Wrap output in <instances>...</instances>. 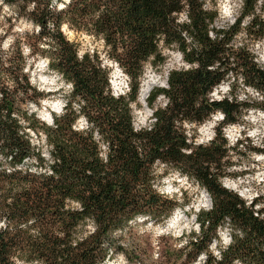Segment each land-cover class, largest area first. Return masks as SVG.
<instances>
[{
	"label": "trees",
	"instance_id": "1",
	"mask_svg": "<svg viewBox=\"0 0 264 264\" xmlns=\"http://www.w3.org/2000/svg\"><path fill=\"white\" fill-rule=\"evenodd\" d=\"M42 2L44 7L38 9V13L30 14L43 27L42 33L36 36L38 42L44 36L51 35L46 28L49 19H54L59 25L68 16L81 29L91 24L89 34L103 36L108 57L122 68L129 78V85L127 91L114 94L109 71L102 64L99 54L96 51L85 52L81 62L75 56L77 46L68 43L60 33L55 34L61 49L55 54L60 57V63L53 67L59 68L68 79L76 82L75 93L87 101L85 111L99 126L102 140L98 142L91 136L73 132L70 114L51 136L56 145L53 155L60 160V163L53 165L54 176L0 172V215H6L16 224L35 217L36 227L40 231L36 240H29L22 231L0 232V264H7L9 252L22 244L44 259L45 264H97L99 249L95 245L98 239L103 240L110 235L114 225L123 224L134 212L160 215L167 210L168 202H163L150 187L151 162L157 157L181 164L212 191L216 208L211 214H202V220H211L214 228L225 215H230L234 223L248 232V239L226 253L222 264H230L231 256L254 255L257 245L264 244V220L240 207L238 197L220 187L218 180L226 174L225 163H231L221 162L226 154L222 146L224 141L218 137L220 144H214L211 148L201 147L192 156L184 157L179 148L188 145L174 127V121L181 117L203 120L214 107L228 113L229 121H235L241 114L240 106L226 100L214 102L213 105L203 101L200 108L194 107V101L223 77L220 72L207 71V66L216 60L227 68L230 66V56L237 55V65L245 68L247 83L264 88V71L258 70L245 53L237 54L227 47L233 43L238 24L224 35L223 40L213 42L206 33L208 23L215 14L203 13L198 0H189L195 29L192 34L204 48L198 54L195 50L186 53L184 59L189 62L198 60L201 66L195 71H173L169 78L170 89L155 87L149 92L145 99L148 107L156 104V97L160 93L170 97L172 104L167 110L155 113L159 120L154 131L135 133L132 129L133 109L129 104L139 106L137 100L144 65L147 62L160 65L165 61L162 49L156 48L157 34L167 33L166 44L177 40L180 41L181 50L185 49V43L176 31L174 18L170 17L171 11L183 7L179 0H73L67 12L60 14L47 8V0ZM98 12L100 15L96 17ZM183 27L188 28L187 25ZM260 32L264 33V24H261ZM108 45L111 47L108 48ZM153 53L156 59L148 60ZM3 71L12 73L19 89L27 90L28 85L19 84L23 74L12 72V69L0 68V85H4ZM0 91L5 96L4 101L0 102V111L6 110L8 114V119H0V140L3 141L0 155L7 156L18 150L14 159L19 162L30 152L31 143L18 134L19 125L11 117L12 112L19 110L15 99L17 90L10 92L4 85ZM20 102L23 103V98H20ZM101 143L108 144L107 161L101 156ZM212 162L217 165L215 173L208 166ZM70 200L82 202L86 210L84 214L94 215L107 231L98 238L72 245L70 239L80 224L82 214L66 207ZM60 229L65 230L67 238L56 235ZM208 239L205 235L195 246L197 250L203 248ZM209 264H212L211 260ZM257 264H264V256L259 258Z\"/></svg>",
	"mask_w": 264,
	"mask_h": 264
},
{
	"label": "clouds",
	"instance_id": "2",
	"mask_svg": "<svg viewBox=\"0 0 264 264\" xmlns=\"http://www.w3.org/2000/svg\"><path fill=\"white\" fill-rule=\"evenodd\" d=\"M179 3L183 7L171 11L170 17L174 18L176 31L184 41L185 49L181 50L180 41L177 40L166 44L165 32L157 34L155 41L157 49L171 51L172 56V61L166 65L167 71L154 81L163 89H170L169 78L173 71H195L201 66L198 60L189 62L184 59L186 53L194 50L198 54L204 45L192 34L195 29L189 0H179ZM198 3L203 13L215 14L208 23L207 37L213 42L223 40L224 35L238 24V30L233 34L234 42L227 47L233 49L234 53H245L258 70L264 71V33L260 32L261 24H264V0H198ZM72 4L73 0H47V8L56 14L66 13ZM43 7L42 0H0V68L22 73L19 84L28 85L26 91L19 89L12 73L2 72L8 91L17 90L15 99L19 110L12 112L11 117L19 125L18 134L31 143L30 152L19 162L14 159L18 150L0 156L4 160L0 172L54 176L53 165L60 163V160L53 155L56 145L51 136L70 114L73 132L91 136L98 142L102 140L99 126L85 111L87 101L75 93L76 82L68 79L59 68L53 67L60 63V57L55 54L61 49L55 34L60 33L72 44L76 43V37L81 33H89L92 25L78 28L68 16L59 25L54 19H49L46 28L51 35L44 36L38 42V47L43 51H36L30 38L39 36L43 27L30 14L38 13V9ZM99 15V12L96 13V17ZM184 25L188 28H184ZM92 39H97V36ZM99 42L103 45L102 35ZM75 56L81 62L85 58V52L79 50L78 45ZM155 59V53L148 56L150 61ZM237 59V55H231L227 68L221 65L220 60L208 65L207 71L220 72L223 77L194 101L195 108H200L203 101L213 105L214 102L226 100L238 105L242 112L235 121H229L228 113L222 108L214 107L203 120L181 117L174 121V127L188 145L179 148L184 157L192 156L201 147L211 148L214 144H220L218 137L222 138L226 154L221 162L231 163H225L226 175L219 177L220 187L235 194L240 207L264 220V88L247 83L245 68L238 67ZM108 62L105 60V63ZM20 98H23V103ZM4 99V92L0 91V102ZM156 100L158 103L148 108L145 98H140L139 104L144 105V109L142 113L137 112L133 121L135 133L154 131L159 120L155 113L167 110L172 104L171 98L164 93H160ZM129 107L136 110L137 104L130 103ZM0 119H8L6 110L0 111ZM0 144H3L2 140ZM100 147L103 149L101 156L107 161L108 144L101 143ZM208 166L213 173L217 171L215 162ZM149 175L152 177L151 190L163 202H168L167 210L160 215L134 212L123 224L114 225L110 235L103 240L98 239L95 245L99 249L97 264H132L134 236L151 238L150 264H159L163 258L162 250L168 249L178 254L175 264H209L210 260L212 264H222L226 253L248 239V232L234 223L230 215H225L214 228L211 220L201 219L202 214H211L215 210L214 195L206 184L181 164L157 157L151 162ZM66 207L82 214L80 224L70 239L72 245L98 238L107 231L94 215L84 214L86 210L82 202L70 200ZM5 231H22L29 240H36L40 236L35 217L16 224L6 215H0V232ZM56 235L67 238L63 229L56 231ZM205 235L209 239L203 248L197 250L195 246ZM136 243H139V239ZM18 249L9 252L7 264H45L44 259L31 253L23 244ZM261 256H264V244L257 245L254 255H235L229 259L230 264H257Z\"/></svg>",
	"mask_w": 264,
	"mask_h": 264
},
{
	"label": "rangeland",
	"instance_id": "3",
	"mask_svg": "<svg viewBox=\"0 0 264 264\" xmlns=\"http://www.w3.org/2000/svg\"><path fill=\"white\" fill-rule=\"evenodd\" d=\"M93 36L94 35L89 34V33H81L79 36L76 37V43L74 44L76 46L77 45L79 46V50H82L84 52H89V53L96 51L99 54L102 64L109 71L110 86L114 94H119V93H123L127 91L125 82H127V87H128L129 85L128 76L125 74L122 68L113 59L108 57V54L106 52L107 49L105 48L104 43L103 45L100 44L99 37L93 40L92 39ZM30 42L33 44L36 51H40L36 36L31 37ZM162 53L165 56V61L163 64L154 65L152 62H147L144 65V72L141 77L140 88L142 87V84L146 80L150 79V81L152 82V85L150 86L147 96L149 95V92L153 88L159 87L158 84L154 83V81H156L158 76L162 77L163 73L167 71V67H166L167 63L172 61L171 51L165 52L164 50H162ZM105 60H108L109 62L105 63ZM137 101L139 104V100ZM156 103H158L157 100H156ZM143 109H144V105H141V104H139V106L137 105V109L133 110V121L137 117V112L142 113ZM1 163H4L3 159H0V165ZM137 239H139V243H136ZM133 247H134V251L131 255L132 264H150L149 257L152 252L151 238L148 236H145L143 238H136L134 236ZM162 251H163V258L161 259V261H159V264H175L176 260L178 259V254L173 253L170 249L162 250Z\"/></svg>",
	"mask_w": 264,
	"mask_h": 264
},
{
	"label": "bare ground",
	"instance_id": "4",
	"mask_svg": "<svg viewBox=\"0 0 264 264\" xmlns=\"http://www.w3.org/2000/svg\"><path fill=\"white\" fill-rule=\"evenodd\" d=\"M152 85V82L149 80H146L143 84L142 87L140 88V93H139V100L141 97L145 98L147 97L148 91L150 89V86ZM127 90L128 87L126 86Z\"/></svg>",
	"mask_w": 264,
	"mask_h": 264
},
{
	"label": "built area",
	"instance_id": "5",
	"mask_svg": "<svg viewBox=\"0 0 264 264\" xmlns=\"http://www.w3.org/2000/svg\"><path fill=\"white\" fill-rule=\"evenodd\" d=\"M126 83V85L125 86H127V82H125Z\"/></svg>",
	"mask_w": 264,
	"mask_h": 264
}]
</instances>
